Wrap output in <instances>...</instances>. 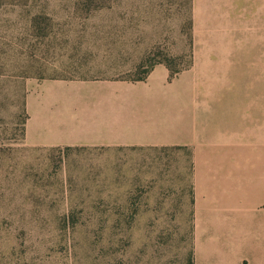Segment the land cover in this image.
<instances>
[{"label": "rangeland", "instance_id": "374dc122", "mask_svg": "<svg viewBox=\"0 0 264 264\" xmlns=\"http://www.w3.org/2000/svg\"><path fill=\"white\" fill-rule=\"evenodd\" d=\"M194 62L264 94V0H0V264H193L188 148H31L24 126L41 81Z\"/></svg>", "mask_w": 264, "mask_h": 264}, {"label": "crops", "instance_id": "0c3cea01", "mask_svg": "<svg viewBox=\"0 0 264 264\" xmlns=\"http://www.w3.org/2000/svg\"><path fill=\"white\" fill-rule=\"evenodd\" d=\"M192 66L142 82L44 80L25 98L31 148H188L193 264H264L260 82Z\"/></svg>", "mask_w": 264, "mask_h": 264}, {"label": "trees", "instance_id": "16d2710c", "mask_svg": "<svg viewBox=\"0 0 264 264\" xmlns=\"http://www.w3.org/2000/svg\"><path fill=\"white\" fill-rule=\"evenodd\" d=\"M157 65H163V64H162V63H155V64H153V65L150 67L149 70H146V71L144 72V74H143L142 76H140L139 78H137V79H135V80H124V81H129V82H142V81H144V80L147 78V76H148V74L150 73V71H151L155 66H157ZM164 66H165V65H164ZM165 67L168 69V71H169V73H170V75H169L170 80L173 79L176 75H178L179 73L182 72V70H171V69L169 68V66H165ZM49 80H72V79H49ZM115 80H117V79H115ZM121 80H122V79H121Z\"/></svg>", "mask_w": 264, "mask_h": 264}]
</instances>
